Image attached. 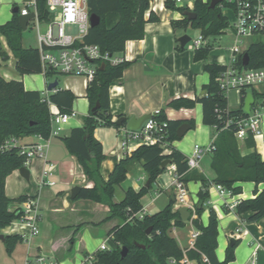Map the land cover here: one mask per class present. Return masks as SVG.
<instances>
[{"label": "trees", "instance_id": "1", "mask_svg": "<svg viewBox=\"0 0 264 264\" xmlns=\"http://www.w3.org/2000/svg\"><path fill=\"white\" fill-rule=\"evenodd\" d=\"M35 11L39 22L47 23L52 16L46 7V0H34ZM88 14L98 18L96 26L89 28L84 43L98 46L101 52L115 56L124 51L125 43L132 40H141L144 37V26L147 23H156L159 17L150 10L149 0H86ZM209 0H195L192 10L195 19L189 21L185 16L188 8H175L172 0H166L167 9L178 11L183 17L172 20L174 30H192L199 33L207 40L217 38L226 33L228 26L227 17L222 9L216 7L209 9ZM26 7V6H25ZM17 13L12 14L10 21L0 25V37H3L6 46L15 59L14 70L19 76L42 74L37 48H24L22 33L18 24ZM30 11V10H29ZM177 50L181 51L177 45ZM212 48L207 43L205 47L194 51V61H204ZM247 54L248 64L242 65L243 55ZM9 57L0 43V61L6 63ZM128 65L124 60L113 65L104 62L102 70L98 69L94 80L85 88V97L88 101L89 111L82 127L72 129L67 136L61 138L66 151L73 156L81 167L83 175L93 183L90 188H82L75 200L85 199L101 203L109 208L107 219H118L121 224L112 228L108 235V250L96 253L95 264H228L234 260V248L238 241H233L225 250L222 261L215 256L217 247V216L213 209H209L206 226L200 221V216L206 209L209 199L210 186H220L232 195L242 193L240 183L254 184V196L251 199L241 200L235 208L238 216L249 213V223L264 222V160L255 149L254 140L249 136L245 147L252 151L244 156L240 155L238 142L234 137L235 126L225 127L229 119L246 118L243 110L247 94H251L254 103L264 100V84L261 89L242 88L240 90V106L238 109H229L226 92L219 89L216 77L226 70V66L218 64L203 65V70L209 75V82L202 87L204 94L194 99L177 98L168 103L173 109H192L195 104L202 107V123L214 129L215 137L211 143L214 149L211 152L210 167L214 178L208 180L202 174L189 171L187 158L173 147L169 153L164 154V144H171L178 140L177 129L184 121L168 120L163 111L153 115V119L165 127L162 129L161 138L153 146H141L129 157L120 160L112 173L105 181L100 176V165L104 159L101 144L94 138V130L98 127L119 128L112 120L109 107V87L121 78L122 71ZM1 67V64H0ZM231 67L237 71L264 68V41L256 39L248 44L244 51L238 54ZM100 68V67H99ZM46 86L54 81L58 83L59 76L52 70H47L43 75ZM74 94L58 87L48 92L46 96L38 91L25 90L22 81H6L0 76V142L5 139L15 138L23 140L28 137H39L48 140L51 131V117L49 104L57 107L60 113L68 114L72 110L75 100ZM93 108L95 110L93 111ZM194 126L193 121H185ZM24 156L19 154L17 148L0 152V230L11 223L21 219L23 212L20 208L9 210L10 204H21L27 199H35L21 195L9 199L5 195V180L13 172L22 167ZM175 166V173L180 182L198 181L200 189L197 193V203L194 209L192 224L199 231L194 248L182 252L174 239L168 236L172 226L182 227L183 222L178 211H173V202L159 212L152 215H137L142 211L140 199L148 193L155 183L156 178L165 168H161L163 161ZM139 162L147 175L148 186L135 191L128 188L119 203H113L115 189L126 179L127 165ZM258 185L262 190L258 191ZM225 210V209H224ZM148 231V234L146 232ZM22 239L18 235L5 236L3 243L8 253H11ZM122 248L127 249L126 255L121 258Z\"/></svg>", "mask_w": 264, "mask_h": 264}, {"label": "crops", "instance_id": "2", "mask_svg": "<svg viewBox=\"0 0 264 264\" xmlns=\"http://www.w3.org/2000/svg\"><path fill=\"white\" fill-rule=\"evenodd\" d=\"M165 1L149 0L150 10L159 17V21L147 23L144 26V37L141 40L127 41L124 51L115 55L127 62L128 65L122 71L121 78L114 81L109 87L110 114L114 122L119 118H125L126 122L119 128L98 127L94 130L93 136L101 144L104 155L100 165V176L105 181L120 160L126 156L129 157L141 146L155 145V140L152 137L131 141L124 139L123 131L127 128L126 124L130 118H140L147 114L155 115L156 112L163 111L168 120L184 121V123L193 121L194 126L181 139L173 141L171 144H164V154H168L169 148L173 147L187 158L192 154L195 145L205 151L215 137L214 129L202 123L200 104H195L192 109H173L167 105L172 100L181 97L188 99L201 97L204 94L202 87L209 82V75L203 70V65L207 63L229 67L232 45L224 53L209 56L211 49L204 61H194V51L185 47L184 50H177L176 47L179 45L177 39L186 33L181 29L174 30L171 21L182 19L183 16L178 11L167 9L164 6ZM194 1L190 6L180 7L174 4V7L192 9ZM172 2L174 3V0ZM14 4L23 5L21 8L19 7L20 9L26 6L22 0H0V25L11 20ZM31 12L30 9L29 13ZM0 43L9 57L6 63L0 61V76L6 81H22L25 90L28 91H46V83L42 74L19 76L15 72V59L7 48L3 37H0ZM242 49V51L245 50ZM59 81V88L71 91L76 97L72 105V110L75 112L74 117L68 121L57 136H50L45 141L43 157L33 160L27 168L30 172L28 181L20 176L18 170L13 171L5 180L4 190L7 198L14 199L21 195L35 196L38 235L23 239L19 234L26 233L27 229L22 230L18 226L14 228L12 225L0 230V236L18 235L21 237V243L16 245L13 252L20 254L22 262L27 253L33 254L36 251H41L53 256L62 264H71L70 261L73 258V264H77L82 257L77 260L68 253H62V250H66V244L71 247L77 240L79 245L82 238L99 235L103 240L96 247L89 245L90 251L83 249L80 254L85 256L89 252H96L99 245L104 242L108 247L109 231L121 224L118 219H107L109 208L104 204L85 199H70V190L74 186L90 188L93 183L83 175L77 160L68 154L61 138L67 136L72 129L82 127L88 115L89 105L81 79H79L77 87L69 83H64V86L61 87ZM259 87L255 89L259 90ZM226 100L229 109H238L240 91H228ZM257 104L260 106L263 136L254 139V144L256 151L264 160V102L260 100ZM244 141L238 142L241 156L252 151L245 147ZM38 142L39 138L35 136L21 140L22 144ZM123 143L125 145H122ZM210 163L211 153L205 151L198 167L189 171H195L208 180H212L215 175ZM48 165L53 166L50 176L44 175L49 171ZM126 170V179L115 189L113 203H119L128 188L138 191L142 187L148 186L146 185L148 183L147 175L139 162H130ZM175 176V166L168 164L164 172L156 178L152 188L140 199L143 215L159 212L170 200L174 204L176 191L172 182ZM48 180L54 182V185L48 186ZM238 185L241 186L242 193L231 195L232 200L240 202L253 198V183L246 182ZM184 186L187 192L185 198L187 203L178 209L173 205V211L185 208L189 213V218L182 221V227L172 226L168 231V236L174 239L182 252L193 249L199 235V231L192 224L194 217L192 210L197 203L200 183L189 181L184 183ZM257 190L261 191L262 185H258ZM208 193V204L200 216V221L203 226H206L209 209H213L216 213L218 235L215 256L217 260L224 259L225 250L233 240L238 241V246L234 251V261L228 264H249L253 254H255V264H264V222L249 223L247 221L249 213L238 216L235 210L225 208L217 186H210ZM19 207L20 204H10L9 210ZM1 241L3 242V240ZM184 260L188 262L187 264L194 263L189 262L186 258Z\"/></svg>", "mask_w": 264, "mask_h": 264}, {"label": "built area", "instance_id": "3", "mask_svg": "<svg viewBox=\"0 0 264 264\" xmlns=\"http://www.w3.org/2000/svg\"><path fill=\"white\" fill-rule=\"evenodd\" d=\"M174 4L180 5L182 0H174ZM46 7L52 16L47 23L38 21L34 0L20 10L22 16L27 15L30 9L35 15L34 20L30 21L28 25H31L36 33L42 75L47 70H52L59 77L81 79L82 86L86 88L94 80L101 64L108 62L116 65L123 61L121 58L101 52L98 46L84 43V37L90 28V15L88 14L86 0H46ZM218 7L222 9V12L228 11L230 13L229 18L226 16L228 26L225 34L230 33L234 38V44L230 48L232 64L236 56L243 50L240 48L243 40L264 37V0H222ZM70 27L72 30H67ZM208 42L209 40L205 39L198 31L195 38L190 37L185 48L195 51L205 47ZM231 64L216 77V82L221 91L226 93L230 90L240 91L242 88H256L264 84V68L237 71L231 67ZM40 93L46 96L48 92L43 91ZM48 104L52 125L50 136H57L68 121L74 117L75 112L71 110L68 114H62L53 104ZM259 107L257 104L253 109H250L246 118H232L226 122V128L231 125L235 126L234 137L237 142H242L249 136L253 140L263 136ZM158 113L156 112V114ZM164 127V123L160 125L152 117L146 120L139 130L131 131L125 128L123 131L124 139L131 141L143 137H152L156 144L161 138ZM45 141L39 138L38 143L22 144L21 140L9 138L0 142V152L17 148L19 154L25 158L22 167L28 168L33 160L43 157V151L46 147ZM213 149L214 147L210 144L205 151L211 153ZM205 151L198 145L194 146L192 154L187 157L188 170L198 167ZM48 167L49 171L45 172L44 175L50 176L53 166L48 165ZM47 185L53 186L54 182L48 180ZM172 185L176 191L173 205L178 209L186 205L187 192L184 183L179 181L178 176H175ZM217 189L223 199V206L228 210H235L239 202L232 200V194L224 188L217 186ZM19 208L23 212L21 219L10 225L14 228L18 226L22 230L27 229L26 233L19 234L23 239L38 235V215L34 200L27 199L20 204ZM192 212L194 213V210ZM142 216V212L137 215L140 219ZM106 250H108V247L104 242L99 245L96 252L86 254L77 264H95L96 253ZM184 262L188 263L186 260ZM22 264L62 263L51 255L36 251L33 254L27 253ZM249 264H255V254H253Z\"/></svg>", "mask_w": 264, "mask_h": 264}, {"label": "rangeland", "instance_id": "4", "mask_svg": "<svg viewBox=\"0 0 264 264\" xmlns=\"http://www.w3.org/2000/svg\"><path fill=\"white\" fill-rule=\"evenodd\" d=\"M182 4L176 5V6H190L194 0H182ZM205 0H203L204 2ZM23 5H18V7H22ZM184 7V8H185ZM189 10H192L191 8ZM224 16H227L228 18L230 17V13L228 11H223L222 12ZM67 30H72V28H68ZM184 33L189 35L191 38H195L197 36V31L192 30L190 28H187L184 30ZM261 39L264 41V37H253L248 40H243L242 43L240 44V48H245L248 46V44L256 39ZM210 47L212 48L210 55L212 54H219V53H224L226 49H229L231 45L234 44V38L231 36L230 33L224 34L220 37H217L215 39L210 38L209 42ZM22 45L26 48L31 47V48H37V41H36V33L35 30L32 28V26H28L27 30L22 33ZM4 50V49H3ZM59 86H64V83H69L73 85L74 87H77L79 83V79L75 77H59ZM261 89V86L259 87ZM264 102V100H263ZM195 207L193 208V210ZM96 235V234H95ZM90 235L89 238H82L81 239V244L78 245V241L76 240L75 243L70 247L69 244H66V250H62V253H68L70 256L75 257L77 260L80 259L81 256V251L83 249H86L87 251H90L88 249L89 245H93L94 247L98 246V244L103 240L100 238L99 235ZM98 237V238H95ZM18 245V244H17ZM238 244L236 245V247ZM234 248V251L236 249ZM14 251V250H13ZM11 252L8 253L6 250V247L4 243L0 240V264H21L22 263V258L20 254L17 252ZM90 253V252H89ZM74 259V258H73ZM73 259H71L70 263L73 264ZM234 261V260H233ZM232 261V262H233Z\"/></svg>", "mask_w": 264, "mask_h": 264}, {"label": "water", "instance_id": "5", "mask_svg": "<svg viewBox=\"0 0 264 264\" xmlns=\"http://www.w3.org/2000/svg\"><path fill=\"white\" fill-rule=\"evenodd\" d=\"M32 0H22V3H24L25 5H27L28 3H30ZM222 2V0H209V5H208V8L209 9H214L216 8L220 3ZM17 8H13L12 9V13H17ZM184 16L189 20H194L195 19V14L193 11H185L184 12ZM35 18V15L33 12L31 13H28L27 15L25 16H22V15H19L18 16V24H19V27L20 29L24 32L27 30V27H28V24L30 21L34 20ZM98 23V18L95 17V16H92L90 15L89 17V24H90V28L96 26ZM190 40V37L187 35V34H184L182 36H180L178 39H177V42L180 46V48H184L185 45L187 44V42ZM248 64V56L247 54H244L243 55V58H242V65L243 66H247ZM104 67V64H101L100 65V70H102ZM58 85V83L56 81L48 84L46 86V91L47 92H50L52 91L54 88H56ZM253 104V98L251 96V94H247L246 98H245V101H244V106H243V110L246 114H249V111H250V107L252 106ZM95 110V108H93V111ZM153 117L152 114H147V115H144L140 118H130L128 121H127V124H126V127L131 130V131H136V130H139L141 128V126L143 125V123L148 120V119H151ZM124 122H126L125 118H119L118 120L115 121L116 125L117 126H121ZM190 130V125L186 124V123H183L181 126H179V128L177 129V137L178 139H181L185 133L187 131ZM169 164V162L167 160L163 161L162 164H161V168H165L167 165ZM18 172L20 174V176L25 179V180H29V176H30V172L27 168L25 167H21L18 169ZM148 185V183L146 184ZM82 189V187H79V186H74L71 190H70V199L73 200L77 197V195L79 194L80 190ZM179 212V215L182 219V221H186L188 218H189V213L188 211L185 209V208H181L178 210ZM146 234H148V231L146 232ZM0 239L3 240L4 237L3 236H0ZM233 244V240L230 241V245ZM127 253V249L126 248H122L121 249V252H120V256L121 258H123Z\"/></svg>", "mask_w": 264, "mask_h": 264}, {"label": "bare ground", "instance_id": "6", "mask_svg": "<svg viewBox=\"0 0 264 264\" xmlns=\"http://www.w3.org/2000/svg\"><path fill=\"white\" fill-rule=\"evenodd\" d=\"M257 139H259V138H257Z\"/></svg>", "mask_w": 264, "mask_h": 264}]
</instances>
